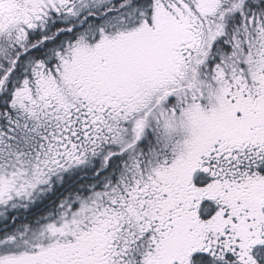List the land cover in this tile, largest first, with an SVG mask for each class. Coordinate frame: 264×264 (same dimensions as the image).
<instances>
[{
  "label": "snow or ice",
  "instance_id": "snow-or-ice-1",
  "mask_svg": "<svg viewBox=\"0 0 264 264\" xmlns=\"http://www.w3.org/2000/svg\"><path fill=\"white\" fill-rule=\"evenodd\" d=\"M0 264H264V0H0Z\"/></svg>",
  "mask_w": 264,
  "mask_h": 264
}]
</instances>
